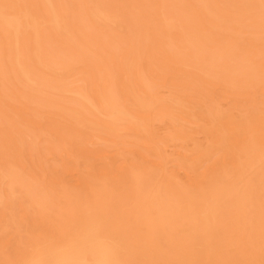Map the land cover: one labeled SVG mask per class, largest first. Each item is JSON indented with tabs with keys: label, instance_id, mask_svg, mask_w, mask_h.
Wrapping results in <instances>:
<instances>
[{
	"label": "bare ground",
	"instance_id": "obj_1",
	"mask_svg": "<svg viewBox=\"0 0 264 264\" xmlns=\"http://www.w3.org/2000/svg\"><path fill=\"white\" fill-rule=\"evenodd\" d=\"M0 60L17 80L6 87L0 67L2 114L31 117L38 136H50L44 116L63 120L114 147L69 139L86 166L73 185H42L58 190L52 220L21 129L0 128V203L32 204L40 223L6 264H229L221 250L239 241L241 264H264V101L248 91L264 95V0H0ZM38 80L56 97L37 100ZM215 86L248 103L221 107ZM125 135L143 151L118 148ZM167 144L185 150L184 176L167 170Z\"/></svg>",
	"mask_w": 264,
	"mask_h": 264
},
{
	"label": "rangeland",
	"instance_id": "obj_2",
	"mask_svg": "<svg viewBox=\"0 0 264 264\" xmlns=\"http://www.w3.org/2000/svg\"><path fill=\"white\" fill-rule=\"evenodd\" d=\"M54 45V43H50L48 40L44 44L45 48L54 57H62L61 51L57 52ZM234 59L235 62L240 65V59L237 56H234ZM0 67L1 71L4 72H2L3 84L6 87H15L17 80L14 78L13 73L7 68L4 60H0ZM79 77L83 78L84 76L82 74L77 75L76 71H73L69 80H76ZM36 88L43 95L41 98H36L37 100L56 97L55 91H49L50 87L45 82L38 80ZM162 90L166 92L167 88H163ZM248 91L250 93H255L249 97V102H252L251 104H255L256 107L261 106L264 101L263 93L261 91L259 92L257 89L255 91L249 89ZM213 95L219 98V105L223 108L231 106L233 104L231 101L233 98L238 101V104L241 107L248 103H244L245 100L241 98V94L236 93V95L233 96L224 93L219 86H215L213 88ZM10 103H13L17 107L23 109L26 105L28 106L25 98L15 97L14 94H12L10 98ZM26 118L18 113L17 116L12 118L8 114H2L0 111V128L13 129L15 128V123H17L16 127L21 129L22 136L24 138L22 147L27 152L26 171L32 172L37 177V181L33 187V192L39 199L42 200V202H44L43 207L48 208L49 212L51 211L47 214L51 215L52 220H55L57 216H60V211L56 208L58 206H55L50 201H47V197L55 199V195L58 190L53 189L52 191L51 188H53V186L51 188H44L42 185L47 183L53 184L57 180H61L67 185H73L78 178V174L81 173V170L85 169L86 166L82 159L75 160L71 154L70 145H68L69 139L75 142V148H80L89 154H112L114 147L93 139L90 132L83 130L82 127L77 130L72 128L69 123L63 120H57L46 116L42 118V121L47 124V127H49L50 136L49 134L38 136L36 135L35 129L37 127V122H32V119H29L31 117ZM22 121H26V123L23 125L21 123ZM52 122H54V126L51 125ZM121 141L123 142L117 145L118 148H127L140 152L143 151L141 147L134 145V142H137V140L132 135L123 136ZM163 152L168 158V162L166 164L167 170L179 176H184V169L179 167V160L176 153H185V150L179 146L167 144L163 145ZM214 157L215 155L211 156L209 160L200 162L198 164V171H201L203 167L207 166ZM7 158L8 155L0 156V164ZM149 159H153L152 156H150ZM38 216V210L32 204L15 201L12 206H9L4 202L0 203V264H6L2 260L3 256L12 257L14 249L22 247L26 233L30 231V228H32L31 223L32 225H35V227H40ZM239 242L240 243L235 244L233 246L234 248L232 247L233 249L231 248V250L227 247L222 248L221 256L225 259L226 263L241 264L245 260L244 258L248 257L250 243ZM235 253L236 255H234Z\"/></svg>",
	"mask_w": 264,
	"mask_h": 264
}]
</instances>
